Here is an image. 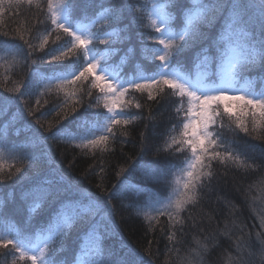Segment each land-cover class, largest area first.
<instances>
[{"label": "snow or ice", "instance_id": "obj_1", "mask_svg": "<svg viewBox=\"0 0 264 264\" xmlns=\"http://www.w3.org/2000/svg\"><path fill=\"white\" fill-rule=\"evenodd\" d=\"M87 3L99 9L91 24L74 22L79 0H47L46 9L42 0H0V18L9 12L12 16L22 15L18 10L25 6L29 12L35 8L44 15V20L36 21L44 26L46 33L40 40V50L45 49L53 32L57 33V41L61 40L59 33L70 38L50 49L46 53L48 59L41 58L40 63L47 65L43 72L32 73L36 77L35 86H43L40 95L53 90L57 97L63 94L62 102L52 109L56 113L54 121H47V113L43 112L37 118L38 109L27 106L25 97L33 94L31 81L6 87L4 91L10 93L8 96L0 94V115H7L8 106H14L16 110L11 120L24 121L25 129L32 133L29 141L8 147L9 126L7 123L3 126L0 138L20 167L5 176L0 164V183L14 177L24 181L26 186L20 200L27 204L29 216L41 217L35 240L12 226L0 230V257H12L6 264H66L56 261L54 254L63 251L66 238L77 230V234L84 235L80 255L89 257L82 264H145L137 250L127 244L123 257L106 262L101 229L113 230L109 223L115 224L112 201L117 196L123 199L125 193L121 186L136 167L135 164L117 166V183L106 190L103 187L104 157L113 153L118 137L128 136L136 122L156 119L149 102L157 105L165 102L174 114V122L167 129L163 144L157 146L156 154H179L184 159L179 166L155 161L143 166L144 187L156 181L167 189L166 196L144 191L139 185L135 194L145 198L143 204L138 205V214L142 212L150 232L154 231L153 221L159 224L160 217L167 218L170 244L177 242V232L183 236L186 227L195 229L202 222L192 213L214 191L217 164L224 169L235 167L237 170L260 167L254 162L248 163L233 150L234 141L226 138L224 121L235 116V128L248 134L249 128L233 111L239 107L243 115L250 112L251 131L257 134L256 138H261L259 133L264 132V88L257 92L251 86L252 81L247 80L238 87L246 71L264 68V0L259 5L245 0H150L145 4L133 3V0H87ZM253 7L260 9L258 19L248 14V9ZM135 25L152 32L147 35L134 32ZM217 26L218 31L210 36L209 29L215 30ZM101 28L103 34L94 31ZM31 31L29 27L18 28L11 39L0 40V53L11 55L14 63L27 64L34 45L25 32L30 35ZM0 36L9 37V32H0ZM133 38L140 40L144 59L159 63L151 73L136 72L125 77L111 61L121 52L116 46ZM17 39L22 43H15ZM145 41H151V46ZM97 43L104 46L103 50L96 47ZM25 46L29 49L27 54H24ZM134 54L132 47L127 48L121 61L131 59ZM180 58L194 68L205 70L193 76L185 71ZM36 63L31 60V64ZM85 96L94 98L95 102L85 104ZM101 107L104 112L91 111ZM145 108L147 117L143 115ZM25 114L35 119L47 135L26 121ZM41 119L46 123H41ZM19 132L17 128L16 134ZM146 139L141 132V155ZM49 142L79 149L85 157L100 155L101 167L96 173L100 182L96 187L101 195L86 192L79 184L66 179L63 170L52 164L54 157ZM37 143L45 146L39 155L29 151ZM124 143L126 141H121L122 145ZM2 154L0 150V156ZM29 170H32L31 176H26ZM258 219L260 228L264 229V210ZM193 242L195 246L188 249L181 264H204L208 245L195 236ZM233 245L226 254L225 264H264V231L256 233L255 239L252 233L246 237L241 235Z\"/></svg>", "mask_w": 264, "mask_h": 264}, {"label": "trees", "instance_id": "obj_2", "mask_svg": "<svg viewBox=\"0 0 264 264\" xmlns=\"http://www.w3.org/2000/svg\"><path fill=\"white\" fill-rule=\"evenodd\" d=\"M258 1L260 0L255 2ZM245 2L251 3V0H245ZM42 3L46 9L47 0H42ZM133 3L145 4L150 3V0H133ZM18 11L22 15L12 16L9 12L0 18L3 21V23H0V32L5 30L9 32V37L0 36V40L11 39L18 28L23 30L24 27H29L32 29L31 34L29 35V33L25 32V36L34 45L33 55L27 64H20L14 63L11 55L5 56L0 53V57H2L0 58V94L8 96L10 93L4 91L6 87H14L21 81H31L33 94L25 97L27 106L38 109L35 113L37 118L43 112L47 113V121H54L56 113L52 109L62 102L63 94L57 97L55 90H53L51 93L44 91V94L40 95L43 86H35L36 77H33L32 73L43 72L47 65L40 63L41 58L48 59L49 57L46 53L50 49L62 45L65 41H69L70 38L65 37L63 33H59L61 40L57 41V33L53 32L49 36V43L45 46V49L40 50V40L46 33L44 26L37 24L36 21L44 20V15L35 8L29 12L26 6ZM98 12L99 9L90 7L87 0H79L74 22L77 20L83 23L89 22L97 16ZM248 14L258 19L260 9L258 7L249 8ZM127 22L125 21V23ZM133 30L134 32H143L146 35L152 32L151 29H145L139 25H135ZM214 31H218V26L215 30L209 29V35L211 36ZM99 32L102 34L103 29H99ZM15 43L20 44L22 42L17 39ZM145 43L151 46V41H145ZM116 47H119L121 52L114 56L111 62L119 65L125 77H129L136 72L151 73L155 70L154 65L159 63V61L144 59L140 52L141 43L137 38H133L130 42H125ZM129 47L134 49V56L129 60L121 61L123 52ZM28 51L29 49L25 46L24 54H27ZM180 59L181 63L185 64V71L191 72L194 68L191 63L186 62L183 58ZM31 60H36L37 63L33 65ZM262 77H264V68L256 67L251 71H246L241 80L250 79L254 85L260 87L263 82ZM136 95L139 97V94ZM38 99L39 105H37ZM89 101L95 102L94 98L85 96V104ZM149 103L156 119L152 121L145 119L136 122L130 127L128 136L118 137L117 142L113 146V153L104 157L106 171L103 187L106 190H111L113 185L117 183V166L130 167L133 164L136 165L121 186L125 193L123 199L117 196L112 201L115 224L112 226L111 221L109 223L110 228L113 230L104 232L103 228L101 229V232L104 233L102 239L104 259L106 262L119 260L126 254L127 248L124 245L127 244L137 250L145 264H181V260L187 255L188 249L195 246L193 242V237L195 236L201 243L207 244L209 248L204 257V264H225L226 254L233 249V241L237 237L241 235L246 237L248 233H252L253 239H255L256 233L264 231V229L260 228L258 219L261 210H264V183H261L264 181V132L259 133L261 138H256L257 134L252 133L250 112L247 115L241 114L240 110L236 113L237 116H240L241 122L245 123L249 128L248 134L235 128V116L231 120L225 118L224 122L227 125L225 136L227 139L234 141L232 144L233 150L239 153L243 159H246L248 163L254 162L260 167L237 170L235 167L224 169L217 164L215 166L217 180L213 181L214 191L192 213L198 222H202L198 223L195 229L186 227L183 236L177 232V242L170 244L167 239V218L160 217L159 224L153 221L155 225L154 231L150 232L148 230L149 225L145 222L142 212L138 214V205L143 204L145 198L144 196L137 197L135 194L139 185L144 191L158 192L161 196H166L167 189L156 181H151L147 184V187H144L143 166L154 161L175 163L179 166L184 159V156L179 154L175 156L164 152L159 155L156 154L157 146L163 144L167 129L171 128L174 122V114L172 107L165 102L159 105L154 102ZM15 110L14 106L9 105L7 115H0V134L4 132L3 126L6 123L9 126L7 132L8 147H11L12 144H23L29 141L32 136L31 131L25 129L24 121L17 120L13 122L11 120ZM80 110L83 111V109ZM91 111L104 112L105 110L101 107ZM132 111L135 112L137 110L132 109ZM143 115L145 117L148 116L147 108L143 110ZM25 120L40 129L41 133L47 135L44 129L40 128L39 124H36L35 119L27 117L25 114ZM41 123H46V121L41 119ZM146 124L148 125L147 128H145ZM17 128L20 129L18 135L16 134ZM141 132H144L147 137L143 144V155L140 154L142 147ZM121 141H126V143L122 145ZM49 143L51 144L54 157L52 164L63 170L66 179L72 183L79 184L86 192L101 195L100 190L96 187L97 183L100 182V177L96 175L101 167L100 155L85 157L80 154L79 149L68 147L64 144ZM0 146L3 152L2 156H0V164L4 167V175L7 176L9 171L15 173V167H20L19 162L12 159L8 148L4 146L2 138H0ZM44 148V145L37 143L31 146L29 151H34L39 155ZM10 165L14 166L9 167ZM31 173L32 170H29L26 176H31ZM25 186L24 181L16 180L15 177L12 180L0 183V212L4 213L0 214V229L3 230L8 226H12L22 233L27 232L33 237L40 227L41 217L37 215L29 216L27 204L20 200V193ZM188 223L191 224V221H188ZM161 228H163V231H161ZM200 229H203V231L201 232ZM77 233L78 230L69 235L65 240L63 251H57L54 254L56 261L74 264L76 259L81 256L80 249L84 235L83 233ZM149 241H151V244H149ZM169 248H171V251H168ZM11 258L0 257V264H6ZM86 259H89V257H83V260Z\"/></svg>", "mask_w": 264, "mask_h": 264}, {"label": "rangeland", "instance_id": "obj_3", "mask_svg": "<svg viewBox=\"0 0 264 264\" xmlns=\"http://www.w3.org/2000/svg\"><path fill=\"white\" fill-rule=\"evenodd\" d=\"M256 1V0H255ZM255 1H252L251 0V3H249V4H253V5H259L261 2V0L260 1H258V2H255ZM97 17V16H96ZM96 17L94 18V19H96ZM91 22L92 21H90V22H88V23H85V24H91ZM177 30H179V28L177 29ZM94 31H99V29H94ZM103 34V33H102ZM70 41V40H69ZM96 47L97 48H99V49H101V50H103V45H100V44H96ZM114 66H116L117 67V70L123 75V73L121 72V69H120V67H119V65L118 64H116V63H113V62H111ZM205 69L203 68V67H200V68H194V70L192 71V72H189L191 75H193V76H195V74L198 72V71H204ZM213 71H214V69H213ZM124 76V75H123ZM215 77H213V79H214ZM241 80V79H240ZM246 83V81H240V83H239V85H238V87L239 86H243L244 84ZM257 92H259L262 88H264V79H263V82L261 83V86L260 87H257L256 85H254L253 83H252V85H251ZM240 109H239V107H237L236 109H234L233 111L235 112V113H238V111H239ZM0 150H2V147L0 146ZM1 230V229H0ZM37 235H39V233H38V231L34 234V236L32 237L34 240L36 239V237H37ZM82 261H83V257L82 256H79L77 259H76V262L74 263V264H82Z\"/></svg>", "mask_w": 264, "mask_h": 264}]
</instances>
